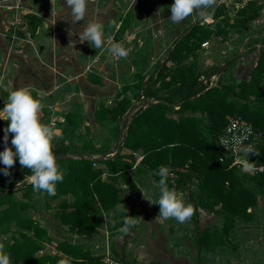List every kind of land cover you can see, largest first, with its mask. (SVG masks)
Masks as SVG:
<instances>
[{"label": "trees", "instance_id": "1", "mask_svg": "<svg viewBox=\"0 0 264 264\" xmlns=\"http://www.w3.org/2000/svg\"><path fill=\"white\" fill-rule=\"evenodd\" d=\"M262 7L257 1H249L238 9L214 6V10L207 11V19L201 18L179 28L167 57L157 63L155 76L146 79L140 73L137 82L122 86L115 104L100 103L91 122L94 126L116 125L112 138L105 139L103 144L105 151L110 149L111 143L119 147L113 156L94 157L100 149L95 148L93 138L85 137L90 128L86 127L85 135L80 132L84 117L73 112L64 115L61 124L64 138L53 147L64 179L56 184L52 197L70 194L75 197L73 203L63 200L59 207L61 212L57 214L71 231L88 234L103 224L104 214L110 215L123 201L124 191L118 187L120 180L135 186L130 169L137 166L140 172L159 181L155 173L160 166H165L169 170L167 186L181 191L194 206L195 234L191 244L198 252L238 247L235 228L239 222H254V210L264 202V172H243L232 166L230 157L221 161L218 137L232 117L242 116L261 134L260 140L245 154L246 162L250 167L264 166V49L258 54L249 81L229 78L225 70L211 85L210 80L217 75L220 66L202 71L199 57L205 42L225 43L234 34L247 33L252 22L262 17ZM27 18L30 32L36 33L41 20L34 16ZM130 19L128 14L120 33L125 31ZM208 19L212 21H206ZM260 41L264 43V39ZM87 79L92 84H104L103 78L94 73ZM140 95L143 99L139 100L141 106L138 107L134 100ZM254 103L258 105L253 106ZM77 140L81 146L76 144ZM92 149L95 152H91ZM138 153L142 155L140 160ZM21 170L22 173L10 169L11 175L7 177L0 172V193H3L0 196V242L10 253L11 264H52L51 258L37 255L48 239L47 231L37 220L24 215L31 204L17 197L23 190V197L29 199L35 193L32 183H22L32 175L31 171ZM201 211L221 217L222 226L200 228ZM128 215L138 220L137 211L122 208L108 221L109 232H118L126 239L129 234L119 230ZM13 227L18 236L8 241L5 236ZM88 259L91 264H104L99 258ZM202 262L200 258L197 260V264Z\"/></svg>", "mask_w": 264, "mask_h": 264}, {"label": "crops", "instance_id": "2", "mask_svg": "<svg viewBox=\"0 0 264 264\" xmlns=\"http://www.w3.org/2000/svg\"><path fill=\"white\" fill-rule=\"evenodd\" d=\"M249 1H257L263 6V15L257 19L263 21L264 0H217L215 6L226 5L238 9ZM173 3L174 0H89L88 14L85 20L80 22L72 21L70 10L65 8V0H20L18 8L0 7V111L5 107L12 91L28 88L44 105L40 119L42 123L50 124L54 128L53 145L63 139L61 124L64 122V115L68 112L79 113L84 117L85 124L80 132L85 135L86 127L93 126L91 122L93 112L89 111L87 104L89 102L97 108L102 103L97 102L104 98L102 94H98V91L106 86L107 75L118 78L116 80H119V84L123 86L126 83L137 82L138 78L130 82L126 81L130 76L134 78L143 73L147 79V72L152 74L156 69V63L151 66L152 63L148 59L145 64L138 62L145 56L144 47L131 50L130 42L138 41L140 39L138 36L146 33V36L157 37L159 32L163 34L164 28L175 40L179 35V28L189 25L187 24L189 18H193L194 22L201 19L198 14H194L179 24L171 23L170 6ZM128 14L131 15L130 23L125 31L120 33V27ZM28 16L41 20L36 33L30 32ZM91 20L100 22L104 26V45L101 49H95L89 42L79 41L80 30ZM114 24H118L119 27H115ZM173 27H175L174 32ZM160 28L162 32L159 31ZM259 28L252 23L249 31L244 34L245 40L259 35L261 30ZM68 29L74 32L73 36H69ZM114 43H121L128 51V55L122 58L111 54L109 48ZM260 43L262 42L242 48L243 51L226 58L220 65V69L224 67L222 73L227 70L231 78L249 81V74L257 63L258 54L263 50L256 48ZM91 73L105 80L103 86L88 81L87 77ZM220 75L217 73L214 76ZM116 101L117 98L115 103ZM257 105L258 103L253 104V106ZM3 119H6V114L0 113V152L5 149L3 129L8 126V122ZM85 137L87 140L93 138L97 147L103 146L98 136L92 137V134L89 136L86 134ZM11 138L10 136L8 147H11ZM76 144L81 146L82 143L77 140ZM109 146L108 151L96 152L94 157L113 156L119 147L115 148L114 143ZM90 151L95 152L94 149ZM138 155L140 156L141 153ZM3 166L0 164V168ZM19 166L21 167L17 158L11 169H22ZM97 166L105 167L102 164ZM129 173L135 186L122 179L118 185L124 191L121 203L124 207L120 204L110 215L104 214L103 224L88 234L71 231L57 215L61 212L60 203L65 199L73 203L75 200L73 195L52 197L35 192L29 199L23 197L24 190L17 193L19 200L31 204L24 215L37 220L47 231L48 239L43 242V248L37 255L51 258L52 264H58L61 259L65 260L66 264H91L89 257L99 258L103 262L106 252L111 251L124 264H197L202 253L200 254L191 244L195 234L192 218L185 223H179L175 218L168 220L156 218L160 211L159 205L156 204L160 195L159 188L156 187L159 181L151 175L140 172L137 166L130 169ZM28 177L30 176L26 178ZM31 183L28 179L26 185ZM183 199L186 204L190 203L185 194ZM122 208L139 213L137 223L129 228L126 239L118 232L111 234L107 226L108 221L113 220ZM243 226L245 227L237 226L235 229L237 248L205 252L207 253L205 261L202 258L204 263L264 264V229L252 224ZM15 229L13 227L12 232L5 236L8 241L11 240L10 237L18 236ZM258 248L263 253L262 259H259Z\"/></svg>", "mask_w": 264, "mask_h": 264}, {"label": "clouds", "instance_id": "3", "mask_svg": "<svg viewBox=\"0 0 264 264\" xmlns=\"http://www.w3.org/2000/svg\"><path fill=\"white\" fill-rule=\"evenodd\" d=\"M216 3L217 0H174L170 6L171 17L169 19L177 24L194 14L207 19V10H214ZM88 6L89 0H65V8L70 10L74 22L85 20L89 10ZM114 26L119 27L118 24ZM103 28L102 23L95 20L89 21L79 32L80 43L89 42L95 49H101L104 45ZM67 31L69 36L74 35L71 29ZM109 51L114 56L122 58L128 55V51L121 43L112 44ZM43 108V103L35 98L28 88H19L10 93L5 107L0 111L6 114V119L3 120L8 122V126L3 129L5 149L0 152V164L4 167L0 168V172L5 177L11 175L10 169L18 158L21 167L32 173L28 179L32 182L33 190L52 196L56 193V184L63 181L64 173L59 169L53 151L54 128L50 124L42 123L40 119ZM10 136L12 137L11 147H8ZM155 175L160 177L156 184L160 193L156 202L160 211L156 218L162 220L175 218L179 223L190 221L195 212L194 206L191 203H185L182 192L169 189L167 186L168 168L160 166ZM121 207L124 205L121 204ZM136 223V218L128 215L124 220V227H121L119 231L127 234L129 228ZM0 264H11L10 253L5 251V244L2 242H0ZM58 264H66V261L61 259Z\"/></svg>", "mask_w": 264, "mask_h": 264}, {"label": "rangeland", "instance_id": "4", "mask_svg": "<svg viewBox=\"0 0 264 264\" xmlns=\"http://www.w3.org/2000/svg\"><path fill=\"white\" fill-rule=\"evenodd\" d=\"M189 19H190V21L192 20V22L188 21L187 24L194 23L193 18L192 19L189 18ZM170 22L172 23V21H170ZM182 26H184V25H182ZM263 26L264 25L262 24L259 29L264 31ZM172 30L174 32L175 27H173ZM261 30H259L260 31L259 35L253 36L247 41L245 40L246 37H244V35L242 37L240 34H235L232 36V39H230L228 42H225V43L219 42L217 40L210 42L208 46L203 48V50L201 51L200 57H199V66H200L201 70L202 71H210L213 67L220 66L222 63H224L226 58L233 57L234 55L243 51L242 48L245 49L248 46L251 47L255 43L264 39V32H261ZM145 31H146V29L143 32L145 33ZM159 31H161V28ZM165 31H167L166 28H164L163 34H160V32H159L157 37L149 36V35L146 36L147 35V33H146V35L138 36L140 38L138 41L135 40V41L130 42L131 43V47H130L131 50H136V49L139 50V48L144 47L145 56H143L140 60H138L139 63L145 64L144 62L148 59L152 63L151 66L154 63H156L155 64V66H156L157 63H162L165 60V58L168 55V49L171 47V45L173 44V41H174V39L172 38L173 35H171V33H169L168 31L165 33ZM138 37L136 36V38H138ZM236 39H238V40H236ZM153 55H156V56L154 57ZM148 67H149V65H148ZM156 71L157 70L155 69L154 73H152V74H150L151 72H147V76L148 77H150L152 75L155 76L157 73ZM107 77H108V79H106V84H105L106 86L104 85L105 87L102 89H100V87H98V90L100 89L98 91L99 92L98 94L99 95L102 94L104 98L101 101L98 100L97 102H102L105 104L108 103L107 105H113L115 103L116 98H117V94L120 92L122 86L119 84V80L118 81L116 80L118 78H114L110 74L107 75ZM110 77H112V78L110 79ZM228 77L231 78V74H228ZM132 79L137 80V75L134 78H133V76H130L128 79H126V81L130 82V81H132ZM101 86H103V85H101ZM140 99H143V97L141 95H140L139 99L134 100V104L138 105V107L141 106V103L139 101ZM87 102H88V100H87ZM110 102H113V103L110 104ZM87 105H88L89 111L94 112V108H96L94 106V104H90L88 102ZM138 107L135 110H137ZM115 127H116V125L114 123H105V124H101V125L97 124V126L93 125L90 128V133H88V136L92 134V137H94L96 135L100 138V141L102 140V142L104 144L105 139L112 138ZM63 138H64V136H63ZM66 142H68V141H66ZM94 146L96 149L101 148L99 153H105L106 152L103 149L104 145L97 147L96 144H94ZM17 171H19L20 173L23 172L21 169H18ZM243 172H246V171H243ZM247 173H250V172L247 171ZM27 181H28V179L26 178L22 181V183H25ZM254 211L256 214V220L251 223L252 226L264 229V202H261L259 204V206H257L255 208ZM191 221L194 225L193 216H192ZM199 225H200V228L220 227V226H222V218L217 216V215L210 214V213H207L205 211H201V213H200V224ZM243 225H245L244 222H239L238 226L243 228V227H245ZM234 235H235V237L237 236L235 233H234ZM9 241H11V240H9ZM236 241H237V238H236ZM258 251L260 253L259 259H262L261 256L263 255V253L260 250V248H258ZM206 256H207V253H204L201 255L200 259L204 258V261H205ZM251 257H253V254L251 255ZM249 258L250 257H248V259ZM204 261H203V264H205Z\"/></svg>", "mask_w": 264, "mask_h": 264}, {"label": "built area", "instance_id": "5", "mask_svg": "<svg viewBox=\"0 0 264 264\" xmlns=\"http://www.w3.org/2000/svg\"><path fill=\"white\" fill-rule=\"evenodd\" d=\"M20 0H0V7L18 8ZM256 26H261L264 20L252 22ZM210 42H205L203 48ZM258 50L264 49V43L256 45ZM218 80L217 76L211 78V85ZM261 134L256 132L252 124L240 115L232 117L221 135L218 137V147L222 152L221 161L230 157L232 166H236L242 171L250 173L264 172V166L250 167L245 159V154L260 140ZM248 149V150H247ZM139 160L142 155H138ZM104 264H124L119 261L111 251H107L103 257Z\"/></svg>", "mask_w": 264, "mask_h": 264}, {"label": "water", "instance_id": "6", "mask_svg": "<svg viewBox=\"0 0 264 264\" xmlns=\"http://www.w3.org/2000/svg\"><path fill=\"white\" fill-rule=\"evenodd\" d=\"M227 64H228V63H227ZM227 64H226V65H227ZM226 65H225V66H226ZM223 69H224V67H222V68L219 70V72H218L219 75L222 73ZM2 194H3V193H0V196H1Z\"/></svg>", "mask_w": 264, "mask_h": 264}]
</instances>
